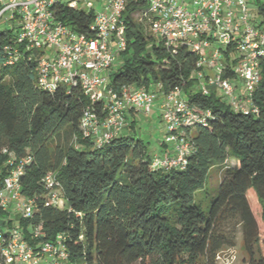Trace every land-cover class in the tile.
Returning <instances> with one entry per match:
<instances>
[{
    "label": "trees",
    "instance_id": "obj_1",
    "mask_svg": "<svg viewBox=\"0 0 264 264\" xmlns=\"http://www.w3.org/2000/svg\"><path fill=\"white\" fill-rule=\"evenodd\" d=\"M146 9L143 0L126 2V47L118 53L122 61L109 84L116 91L123 86L161 95L180 91L197 117L179 129L181 141L189 143L185 162L152 167L151 154L135 135V120L126 115L129 130L109 141L97 145L83 137L79 122L86 95L79 86L58 85L52 91L40 86L38 53L23 46L14 51L13 33L2 30L0 179L28 159L21 193L35 199L33 215L20 217L16 226L11 213L0 209L4 237L16 227L37 249L61 236L66 264H216L240 234L246 262L264 264V57L252 90L236 91L244 110L234 107L223 94L202 90L203 81L195 75L199 55L190 47L167 45L143 29L136 17ZM53 11L73 30L91 33V11L58 5ZM258 13L264 24L263 4ZM233 50H223V78H234ZM230 159L235 164L229 165ZM213 166L219 168V180L205 210L194 196ZM48 172L59 183L54 188L43 181ZM51 190L62 206L49 202Z\"/></svg>",
    "mask_w": 264,
    "mask_h": 264
},
{
    "label": "built area",
    "instance_id": "obj_2",
    "mask_svg": "<svg viewBox=\"0 0 264 264\" xmlns=\"http://www.w3.org/2000/svg\"><path fill=\"white\" fill-rule=\"evenodd\" d=\"M86 0H0V26L11 31L14 51L18 47L36 51L37 81L44 89L52 91L58 85L79 86L88 98L79 122L83 137L92 138L101 145L127 126L125 114L129 111L149 112L160 98L161 118L166 135L163 143L165 157L151 155L152 167H173L185 162L189 143L181 141L179 129L197 120L174 89L164 95L154 90L123 86L119 91L109 84L112 64L117 54L126 47L123 11L127 0H106L105 10L95 11ZM145 16L152 35L165 44L182 43L199 55L195 75L201 79V88L215 86L239 109L237 89L247 94L259 78V60L264 57V24L251 18L245 0H143ZM68 6L92 12L91 33L73 30L54 15L53 7ZM234 50L229 58L234 60V78H223L226 64L223 50ZM101 103L100 112L97 105ZM28 161L26 159L24 162ZM17 164L0 179V209L14 211L20 217H31L35 199L21 193L20 176L23 163ZM43 181L49 188L59 185L48 172ZM49 202L62 206L56 190L49 192ZM11 213V212H10ZM38 236L39 229L33 230ZM62 237L55 242H45L34 249L26 243L20 231L12 227L7 237L0 227V264H66L67 253ZM219 255L217 259H219ZM71 264V263H70ZM76 264V263H72Z\"/></svg>",
    "mask_w": 264,
    "mask_h": 264
},
{
    "label": "rangeland",
    "instance_id": "obj_3",
    "mask_svg": "<svg viewBox=\"0 0 264 264\" xmlns=\"http://www.w3.org/2000/svg\"><path fill=\"white\" fill-rule=\"evenodd\" d=\"M247 2L248 12L253 18V20L260 21L262 19V14L258 13V5L263 4L264 0H245ZM91 6L95 11H103L105 10L106 0H86L84 3V7ZM137 16V15H136ZM137 22H140L143 26V29L152 34V30L148 25H145V17L142 15H138ZM2 21H0L1 23ZM6 24L2 23L0 26V31L5 29ZM121 58L119 54L112 64L110 70L109 80L112 77V74L118 70L121 64ZM211 90H215L219 95H222V92L218 90L215 86H207ZM160 98H157L154 101V104L149 112L143 111H135L134 112V132L139 138H141L145 145L146 150L151 155H157L160 157H165L167 151H162V141L166 135V127L165 123L161 118V112L157 107V103H159ZM129 118H131L130 112H127ZM124 130H129V126L127 125ZM166 146H164V149ZM229 165L235 164V161L230 159L228 161ZM219 180V168L217 166H213L209 169L206 179L205 186L203 190L197 191L194 196V201L201 205V207L205 210L208 209L213 196L216 194V185ZM10 212L12 215V225L16 226L18 224L20 216L15 213L14 207L10 208ZM219 259H217L216 264H248L246 262V253L243 247L242 237L240 234H237L235 239V247L232 249H225L223 252L219 254ZM40 264H46L43 260L40 261Z\"/></svg>",
    "mask_w": 264,
    "mask_h": 264
},
{
    "label": "crops",
    "instance_id": "obj_4",
    "mask_svg": "<svg viewBox=\"0 0 264 264\" xmlns=\"http://www.w3.org/2000/svg\"><path fill=\"white\" fill-rule=\"evenodd\" d=\"M159 100V103H157V107H158V109L160 110V99H158ZM131 114V118H129V116H128V113H126L125 115H126V118H127V120H130V119H134V112L133 113H130ZM163 146V145H162ZM162 151H164V146H163V150Z\"/></svg>",
    "mask_w": 264,
    "mask_h": 264
}]
</instances>
